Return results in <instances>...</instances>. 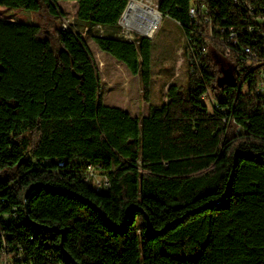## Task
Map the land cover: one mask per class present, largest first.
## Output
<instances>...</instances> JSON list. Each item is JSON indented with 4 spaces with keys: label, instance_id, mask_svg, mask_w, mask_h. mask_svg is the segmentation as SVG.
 Returning <instances> with one entry per match:
<instances>
[{
    "label": "trees",
    "instance_id": "16d2710c",
    "mask_svg": "<svg viewBox=\"0 0 264 264\" xmlns=\"http://www.w3.org/2000/svg\"><path fill=\"white\" fill-rule=\"evenodd\" d=\"M61 1L76 9L57 46L40 25L0 18V264H264V64L242 53H264V0H159L183 28L188 82L142 116L103 102L83 38L148 97L151 41L115 21L129 2L0 6L58 19Z\"/></svg>",
    "mask_w": 264,
    "mask_h": 264
},
{
    "label": "rangeland",
    "instance_id": "374dc122",
    "mask_svg": "<svg viewBox=\"0 0 264 264\" xmlns=\"http://www.w3.org/2000/svg\"><path fill=\"white\" fill-rule=\"evenodd\" d=\"M130 1L125 0L122 6ZM138 1H143L147 6L155 10H157L156 7L159 3V0ZM59 6L64 11L63 18L54 19L46 12L36 13L6 6H0V18L40 25L44 36L54 46H57L58 43L54 34L55 28L63 27L65 24L67 27L69 24L71 25L76 9V4L73 1H61ZM159 16L157 24L155 23L157 27H154L150 35L125 25L122 19L120 22L115 19L121 27L123 35L127 37H132L133 35L143 36L151 41V82L148 97H144L141 89L142 83L137 75H133L126 65L116 57L100 50L89 34L83 35L97 67L100 82L103 85V102L105 104L124 108L134 116H142L148 113L150 106L160 105L163 102L168 85L177 84L187 87L188 60L184 53L185 38L183 28L168 16H161L160 13ZM107 17L109 16L105 13L104 19ZM84 32H86V29L83 30ZM214 60H216L218 68L223 70L226 76L225 79L233 81V65L228 62H221L216 58ZM207 102L209 103V99ZM96 175L97 180L102 179L98 173Z\"/></svg>",
    "mask_w": 264,
    "mask_h": 264
},
{
    "label": "bare ground",
    "instance_id": "6f19581e",
    "mask_svg": "<svg viewBox=\"0 0 264 264\" xmlns=\"http://www.w3.org/2000/svg\"><path fill=\"white\" fill-rule=\"evenodd\" d=\"M121 19L125 25L150 35L159 19V14L157 10L150 8L143 1L131 0L125 8ZM261 20L264 21V17Z\"/></svg>",
    "mask_w": 264,
    "mask_h": 264
},
{
    "label": "built area",
    "instance_id": "2783aa9c",
    "mask_svg": "<svg viewBox=\"0 0 264 264\" xmlns=\"http://www.w3.org/2000/svg\"><path fill=\"white\" fill-rule=\"evenodd\" d=\"M191 13L192 14H195V11L193 10V9H191ZM159 14V13H158ZM160 17V16H159ZM257 20L260 22V23H263L264 24V22H263V20H261V17H259V18H257ZM209 23V22H208ZM157 24V23H156ZM155 24V28L157 27V25ZM210 24V23H209ZM67 25L65 24L64 25V27H66ZM210 27H209V29L207 30V39L209 38L210 40H212L213 38H212V34L210 33ZM261 33V35L260 36H262L261 38H262V40L264 39V31H262V32H260ZM252 34V33H251ZM254 35V34H253ZM230 36H231V38L232 39H234L235 41H236V39L234 38V36H235V33L233 32V31H231L230 32ZM263 47H264V45H263ZM263 50H264V48H263ZM203 52H206V50L205 49H203ZM242 53H245V55H246V62H247V64H264V53H263V55L261 56V57H259L258 56V54L255 52V49L253 48V47H251V46H245L244 47V50H243V52ZM192 54V56L191 57H194V54L193 53H191ZM225 55L226 56H233V53H231L230 52V50H226V52H225ZM263 77H264V73H263V75H262ZM262 86H264V83H262ZM90 175L92 176V177H94V179H95V181L96 182H98L99 183V181L100 180H97V175L96 174H94V172H91L90 173ZM105 183H106V181H105Z\"/></svg>",
    "mask_w": 264,
    "mask_h": 264
},
{
    "label": "water",
    "instance_id": "95a60500",
    "mask_svg": "<svg viewBox=\"0 0 264 264\" xmlns=\"http://www.w3.org/2000/svg\"><path fill=\"white\" fill-rule=\"evenodd\" d=\"M28 192H29V191H28ZM28 192L26 193V195H25V198H26V196H27Z\"/></svg>",
    "mask_w": 264,
    "mask_h": 264
}]
</instances>
